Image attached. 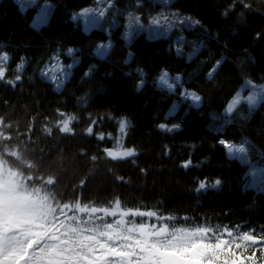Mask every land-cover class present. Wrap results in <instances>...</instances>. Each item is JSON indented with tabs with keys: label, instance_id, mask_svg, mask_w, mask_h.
Listing matches in <instances>:
<instances>
[{
	"label": "trees",
	"instance_id": "1",
	"mask_svg": "<svg viewBox=\"0 0 264 264\" xmlns=\"http://www.w3.org/2000/svg\"><path fill=\"white\" fill-rule=\"evenodd\" d=\"M52 1L55 6L49 21L36 28L31 19L42 0L26 11L15 0H0V52L10 57L5 80L0 81V118L10 127L0 131L11 139L3 141L2 147L20 157L7 156L6 165L0 164L14 172L26 189L38 209L34 224L41 231L36 235L40 239L31 237V247L25 244L16 264H25L33 252L38 257L35 264H47L49 248L58 243L49 237L65 239L66 233L82 227V220L103 227L104 222L120 219L119 214L106 218L81 213L76 203L87 209H112L117 200L123 211L156 213L126 216L127 227L134 221L136 226H167L169 231L208 228V242L216 244L217 238L228 242L212 255L216 263L223 262L222 255L230 251L239 264H252L248 257L253 252L255 264H264V239H260L264 237V189L250 184L252 164H264V100L255 109L242 105L229 119L219 116L246 78L264 80V36L257 38L258 33L264 34V0H174V8L199 21L197 27L186 30L188 37L176 44L171 37L140 34L127 43L116 31L115 47L105 58L95 51L109 37L107 31L87 32L72 18L75 10L95 0ZM198 43L201 48L189 59L186 53ZM177 45L186 52L178 53ZM69 49L78 62L57 91L41 70L52 67L56 57L61 64H70ZM22 60L23 68L17 71ZM164 69L181 74V84L197 91L202 104L183 100L179 110L167 117L166 111L181 96L158 83ZM141 72L144 86L137 90ZM7 80L15 81V86ZM58 110L76 117L71 133L56 129ZM123 116L130 122L125 135L118 123ZM92 120L97 123L91 125ZM162 122L177 130H161ZM90 125L92 135L86 131ZM46 128H52L50 135ZM100 134L105 136L102 141L97 138ZM224 139L246 146L252 163L231 157L220 144ZM130 148L135 156L113 160L105 154V149ZM189 159L193 166L181 167ZM47 179L54 183L43 184ZM217 179L221 181L218 187L196 191L198 181L212 185ZM245 233L260 243L242 240ZM133 237L116 239L114 244L107 237L98 238L120 252L130 250L121 248L122 244L135 247L139 234ZM45 244L48 247L41 253ZM97 249L101 252L99 245ZM96 251L91 254L96 264H129V260L137 264L136 256L111 252L103 260Z\"/></svg>",
	"mask_w": 264,
	"mask_h": 264
},
{
	"label": "snow or ice",
	"instance_id": "2",
	"mask_svg": "<svg viewBox=\"0 0 264 264\" xmlns=\"http://www.w3.org/2000/svg\"><path fill=\"white\" fill-rule=\"evenodd\" d=\"M32 2V0H29ZM161 2H165V0H161ZM239 2L243 3V0H239ZM18 3L21 5V9H24V0H18ZM247 7V5H244ZM179 23H193L191 18L188 17H180L178 13L172 14ZM92 24H95V20L89 21ZM159 23V21H157ZM194 23H198L194 22ZM139 27L134 29L133 31H138ZM153 35H161L162 30L160 28H155L152 30ZM131 35V33H129ZM264 36V34L258 33L257 38ZM107 46H100L97 49V55L104 56L106 55ZM69 56L73 57V64L68 65L65 69L63 66L58 68V71L61 73L59 77L53 75L49 76L48 72L45 70H41V75L45 79H50L55 84V89L59 91L63 87L64 80L67 79L71 72V68L77 62L74 56V50L69 49ZM10 57L6 52H0V81L5 80L6 76V64L9 61ZM58 61V57H56ZM220 62H217V67ZM95 67V66H93ZM23 68V60L17 66V71ZM217 69L213 68L212 72L209 73V77L212 76V73ZM137 72H140L137 69ZM89 73H85L87 76ZM141 80L136 85L137 90H140L144 86L143 81V73H140ZM21 77L19 75L16 76V81H19ZM179 81V77L176 78ZM8 84L15 86V81L7 80L5 81ZM159 84L167 85L171 90L172 85L169 83L168 75L166 72L162 73L159 77ZM247 86V82L246 85ZM254 89L256 86H252ZM261 94L264 95V86L260 88ZM182 95L189 96L191 100L195 104H199L201 98L196 94H187L183 93ZM247 101L249 105H254L256 102V93L254 91L253 95L247 97ZM240 103V97L231 101L227 108L226 113H231L234 110V107ZM57 115L60 117L55 127L58 131L62 133H71L72 128L70 127L73 120L76 119L74 116H65L63 112L58 110ZM97 121L92 120L91 125H95ZM119 132L121 134L126 133V129L130 127V122L124 118L119 122ZM89 126L87 128V134H93V127ZM10 127V125H6L2 118H0V128ZM159 128L164 131H174L177 129H169L165 124H160ZM44 131L47 134L52 133V128H46ZM99 140H104L105 136L100 134L97 137ZM10 136H5L3 131H0V161H3L6 165L7 156L16 157L20 159L19 153L7 148L2 147V142L6 140H10ZM245 144L247 141L244 142ZM220 144L228 149V153L233 156H238L242 161H246L247 157L243 155L245 153L244 147L235 148V146L229 144L227 141L221 140ZM122 146V145H121ZM105 154L107 157L116 159H123L126 157H132L136 155L134 149H125L122 151H114L112 149H105ZM93 160L96 158L93 157ZM193 166L192 161L189 159L185 161L181 167L187 169ZM28 167H32V165H28ZM9 176H12L10 170L7 169ZM2 175V174H0ZM121 182H123V178H119ZM43 184H52L54 183L53 179H47L42 181ZM83 183V182H82ZM197 192L201 190H205L209 186L212 188H216L221 184V181L217 179L214 184L208 185L206 181H198ZM3 184L4 188L0 189V264H16L17 257L23 255V249L25 244L27 243L29 247H31L32 240L31 237L35 236L36 233L31 232L30 224L31 221L27 219L29 215L33 212L38 211L35 206L28 200L26 197L28 193L23 185L15 179L4 178ZM46 199V198H45ZM75 209H78L81 213L85 211L84 207H82L79 203H76ZM120 209V202L117 200L115 202L114 207L111 211L107 209H101L100 212L106 216H117L118 210ZM70 211L73 209L69 208ZM94 214V213H93ZM120 217L123 219H119L115 221V223H106L104 222L103 227L100 224L92 222L89 225L87 220L80 221L82 227L79 229H73L72 232L65 234V239L61 242L60 236L53 237L52 235L49 239H54L58 241V243L49 249L52 251L47 254V264H83L84 261H87L88 264H96L95 260L91 259V254L96 251L97 245L101 248L104 247V242H102L98 237H107L108 241H111L113 244L116 239L120 240H131L133 233H138L139 238L135 239V247L132 244H122L121 248H128L129 251H120L116 252L115 247L111 244L108 247V251L116 252L117 256L120 257H133L136 256L137 264H204V260L202 257H205L207 253H211L216 249H222L223 245L227 244V241H221L217 238V243L213 246L209 243H204V239L207 237V233L210 231L208 228H197L195 230H185V229H174L169 231L167 226H161L159 229H154V227H148L145 224L141 223L139 226L135 225V222H132L131 227L126 226V222L124 217L126 216H139V215H147L149 217L155 216L156 213L147 212L141 213L139 211L129 212V211H120ZM103 219V217H101ZM158 219H162L159 218ZM170 219V218H168ZM26 230L30 232V235H26ZM227 231V229H225ZM91 232L92 235L86 236L85 239L81 240V236H84L86 233ZM228 235L231 236L232 233L228 232ZM199 237V239H197ZM244 241H250L252 244L260 243V239H264V237L258 239L257 237L245 233L242 237ZM238 248L239 244L236 245ZM48 247V245H44L40 248V252L42 253L44 248ZM138 250V255H137ZM186 256L188 257L186 259ZM255 252L252 253V256L248 257L252 264H255ZM38 257L35 255V252L25 261V264H35V261ZM209 264H211V256H208ZM264 260V256L261 257ZM123 264V262H121ZM129 264H131V260H129ZM227 264V262H225ZM233 264H236L233 261Z\"/></svg>",
	"mask_w": 264,
	"mask_h": 264
},
{
	"label": "rangeland",
	"instance_id": "3",
	"mask_svg": "<svg viewBox=\"0 0 264 264\" xmlns=\"http://www.w3.org/2000/svg\"><path fill=\"white\" fill-rule=\"evenodd\" d=\"M15 1L18 2V0H15ZM39 1L40 0H32V2H29V0H24V9L23 10L24 11L28 10L30 7L35 6ZM173 1L174 0H165V2L162 3L161 0H95V3L75 10L72 13V18H73V20H75V22L81 24V26L87 32H89L95 28H99V29H103V30L107 31V33L109 34V37L107 38V40L101 42L97 46L96 51H95V53L97 55V49L100 46H102V45L107 46L106 55H104V56L97 55L100 58H105V57H108L112 53V51L115 47L116 39L114 37V33L116 31H118V33L125 39V41L127 43H131L132 40L137 35H140V34H143L149 38L171 37L172 39H174V41L176 40V42H175L176 44H178V42H177L178 40H183L186 37H188V32L186 30L197 27L199 24V21L197 20V18L193 14H191L189 12H183V11H180V10L174 8L172 6ZM18 4L20 5V3H18ZM54 6H55L54 1L42 0L40 5L38 6V9L35 11L32 19H31V23L33 24V26L36 28H40L44 24H46L52 15V12L54 10ZM20 7H21V5H20ZM176 13H178L180 17L191 18V21H193V23H183V24L179 23L177 21V19L172 15V14H176ZM91 20H95L96 23L95 24L90 23L89 21H91ZM157 21H159V23H157ZM197 21H198V23H194ZM137 27H139V30L133 31ZM155 28H160L162 30V34L161 35H153L152 30ZM129 33H131V35H129ZM201 45H202V43H198L194 47L193 50L186 53L189 59L192 58L198 52V50L201 48ZM176 49H177L178 53H185L186 52V48L183 47L182 45H177ZM223 57H224V55L218 60L220 63H221ZM130 58H131V53L128 56V60ZM75 59L78 62V59L77 58H75ZM77 62L75 63V65L77 64ZM71 64H73V60L68 65H71ZM68 65H63L59 61H56L55 63H53L52 67H50L49 69H44V70L48 72L50 77L53 75L59 77L61 75V73L58 71V68L63 66L66 69ZM74 66L70 70L71 74L73 72ZM213 68H216V69L218 68L217 63L214 65ZM164 72H166L168 75V80H169V83L172 85V89L170 90L167 85H163V84H160V85L162 87L166 88L167 90L171 91V92L180 93V96H181V98H176L175 101H173L172 105L168 108V110L166 111L167 117H169L172 114H175L179 110L180 105H181L183 100L184 101L188 100L194 106H200L202 104V102H203L202 96L197 91L183 86L180 81L176 80L177 77H179V80H181V74L172 73L166 69H164L161 72V74ZM210 72H212V70ZM71 74H70V76H71ZM69 77L64 80L63 86L65 85V83L69 79ZM246 82H247V86H245ZM179 86H181V90H178ZM252 86H256L255 89ZM261 86H264V80L255 81V80H252L250 78H246L244 80V82L241 84V86L238 88V90L236 91L233 98L228 102V104H229L231 101H233L234 98L239 96L240 97V103L234 107V110L231 113H226V108L228 106V104H227L226 107L221 112H219V116L224 117L226 119H229L244 104L248 105L250 108H253V109L257 108L259 106V104L264 100V95H262L261 91H260ZM254 91L256 93V102L254 105L250 106L248 101H247V97L253 95ZM183 93H187V94H193L194 93V94L198 95L201 98L199 104L198 105L195 104L191 100L190 95L185 96V95H182ZM124 118H126L128 120V118L126 116L121 117L120 120L124 119ZM161 124H165L167 126V128H169V125L167 122H162ZM216 128H219V127L216 126ZM127 132H128V128L126 129V133ZM224 141H227V140L224 139ZM228 143L235 146V148L244 147L245 153L243 155H245L247 157V160L244 162H251L252 163L251 156H250L249 151H248L246 146L240 145V144L235 143V142H228ZM112 150L122 151L125 149H122V150L112 149ZM230 156L239 158L238 156H233V155H230ZM0 174H2V175H0V189L5 187V185L3 184L4 178L16 180L15 173L11 171L12 176H9L6 167L2 164H0ZM250 184L258 186L261 189H264V164H257V163L252 164V168H251V172H250ZM26 199H28V197H26ZM84 209H85V212L89 213V215H93V213H94V214H100L102 216H104V215L102 212H100L101 209H107L108 211H111V209H108V208H100V209L84 208ZM120 211H123L121 209V207L118 210V214ZM41 216H42V214H41ZM108 217L109 216H106V218H108ZM27 219L31 221L30 225H33L31 232L36 233V235L41 234V231L39 229H37L40 227V225L34 224L37 220L35 212H33L31 215H29L27 217ZM120 219H123V217H120ZM57 220H59V219H57ZM124 220H125V217H124ZM37 223H38V221H37ZM55 226H57V225H55ZM34 229H37V230L34 231ZM189 230H195V229H189ZM25 234L30 235L31 233L26 230ZM36 235H35V237H38ZM90 235H92L91 232L87 233V235L81 236L80 239L83 240L86 238V236H90ZM32 238H34V237L32 236ZM133 238L134 237L132 234V239ZM38 239H40V238L38 237ZM63 239L64 238H62L61 242L63 241ZM197 239H199V237ZM222 241H225V240H222ZM204 243H209L213 246L215 245V244H212L211 242H208L207 237L204 239ZM109 245L110 244H107V242H104V247L103 248L100 247L101 252H99V249H97L95 255L96 256L98 255L102 259H103V255H109L112 252V251H108ZM216 253H217V249L211 253H207L205 255V257H202V259L204 260V264H209L208 256H211V264H225V262H227V264H233L234 257L230 251H229L228 255H225V254L222 255L223 256V258H222L223 262H220V263H216V259H214L212 257V255L214 256V255H216ZM31 255H32V253H31ZM187 258L188 257L186 256V259ZM236 264H239V263L236 262Z\"/></svg>",
	"mask_w": 264,
	"mask_h": 264
}]
</instances>
